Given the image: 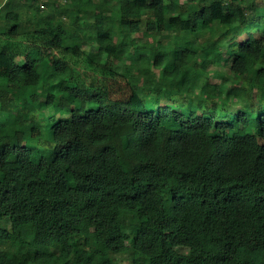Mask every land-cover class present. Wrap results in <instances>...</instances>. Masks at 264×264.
<instances>
[{"label": "clouds", "instance_id": "obj_1", "mask_svg": "<svg viewBox=\"0 0 264 264\" xmlns=\"http://www.w3.org/2000/svg\"><path fill=\"white\" fill-rule=\"evenodd\" d=\"M0 264H264V0H0Z\"/></svg>", "mask_w": 264, "mask_h": 264}]
</instances>
